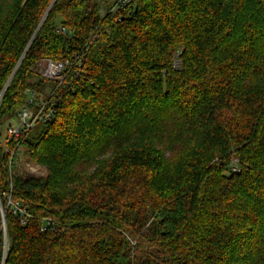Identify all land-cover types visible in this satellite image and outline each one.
Wrapping results in <instances>:
<instances>
[{
	"label": "trees",
	"instance_id": "16d2710c",
	"mask_svg": "<svg viewBox=\"0 0 264 264\" xmlns=\"http://www.w3.org/2000/svg\"><path fill=\"white\" fill-rule=\"evenodd\" d=\"M7 1L0 264H264V0ZM79 57L41 134L3 138L56 86L34 66Z\"/></svg>",
	"mask_w": 264,
	"mask_h": 264
},
{
	"label": "built area",
	"instance_id": "2783aa9c",
	"mask_svg": "<svg viewBox=\"0 0 264 264\" xmlns=\"http://www.w3.org/2000/svg\"><path fill=\"white\" fill-rule=\"evenodd\" d=\"M129 2L130 0H119L112 11L124 8ZM60 31L65 33L64 28H61ZM82 68V57L77 58L75 62L70 60L54 61L45 59L41 66L34 68V73L42 79L54 83L56 86L49 92L47 99H39L35 92L30 93V105L19 112L16 126H11L8 129L9 138L20 140L36 125L52 122L56 113L57 104L60 102L62 87L70 80L69 84L65 86V90L72 91L74 81L79 77ZM9 203L12 204L10 200ZM17 210L18 208L15 209V211Z\"/></svg>",
	"mask_w": 264,
	"mask_h": 264
},
{
	"label": "rangeland",
	"instance_id": "374dc122",
	"mask_svg": "<svg viewBox=\"0 0 264 264\" xmlns=\"http://www.w3.org/2000/svg\"><path fill=\"white\" fill-rule=\"evenodd\" d=\"M118 1L119 0H107V4L109 6H114L115 4L118 3ZM7 2H8L7 0H2V3L3 4H6ZM61 23H62V20L59 18L55 22V26L60 27L61 26ZM42 62L37 63L34 67L35 68H38L39 66L42 65ZM17 122H18L17 121V118H14L13 120H10L7 125H5V126L2 127V130L1 131H2L3 138L6 137L8 128L11 127V126H13V127L16 126ZM43 130H44V126L41 125V124H38V125H36L33 128V130L31 131V133L29 134V136L30 137H32V136H38L39 134H41V132ZM20 165H21V169L24 172H26L27 174H29V175H33V176H36V177H45L46 176V172H45V170L43 168L38 167V166H36V165H34L32 163H29L26 158H23L20 161ZM232 166L233 167L236 166V163H234V165H232ZM4 255H6V252H5Z\"/></svg>",
	"mask_w": 264,
	"mask_h": 264
},
{
	"label": "water",
	"instance_id": "95a60500",
	"mask_svg": "<svg viewBox=\"0 0 264 264\" xmlns=\"http://www.w3.org/2000/svg\"><path fill=\"white\" fill-rule=\"evenodd\" d=\"M0 210L2 211V206H1V204H0ZM4 229H5V225H4ZM5 257H6V255H5Z\"/></svg>",
	"mask_w": 264,
	"mask_h": 264
}]
</instances>
